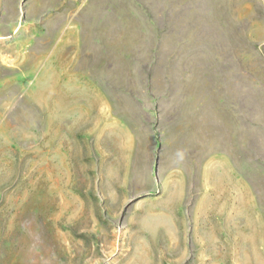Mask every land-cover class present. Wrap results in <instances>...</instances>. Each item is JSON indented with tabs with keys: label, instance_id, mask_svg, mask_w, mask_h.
<instances>
[{
	"label": "rangeland",
	"instance_id": "374dc122",
	"mask_svg": "<svg viewBox=\"0 0 264 264\" xmlns=\"http://www.w3.org/2000/svg\"><path fill=\"white\" fill-rule=\"evenodd\" d=\"M133 3L131 52L132 0H0V264H264L206 153L264 154V91L254 135L223 104L232 60L264 87V0ZM185 58L204 94L177 89Z\"/></svg>",
	"mask_w": 264,
	"mask_h": 264
},
{
	"label": "crops",
	"instance_id": "0c3cea01",
	"mask_svg": "<svg viewBox=\"0 0 264 264\" xmlns=\"http://www.w3.org/2000/svg\"><path fill=\"white\" fill-rule=\"evenodd\" d=\"M135 4L133 3L132 0V5H131V19H130V24H131V39H132V48L131 52L133 49V44H134V31H135ZM211 14V12H210ZM212 17V16H211ZM213 24L214 23V18L212 17ZM217 25H214V28L216 29ZM220 38V37H219ZM218 39V38H217ZM221 40V39H218ZM264 45V40L259 44V46ZM256 46V45H255ZM258 46V45H257ZM261 54V53H260ZM247 54L243 55H238L239 57V62H245L246 63V57ZM263 57L264 54H261ZM264 59V57H263ZM182 62H187V72H190V79L188 83L186 81H182V76L181 80L179 81V86H177V89L179 91H183L188 93V95H197V91L201 89V93L204 92L203 90V85L202 81L199 80V76L201 74H204L203 67L201 68L199 60L196 58H191V59H182L180 60ZM128 62L130 65V68H132V60H131V54L128 56ZM232 65L233 67H229V79L225 81V86H226V95H225V101L223 102L225 109L227 110L226 116L228 118L230 116L234 117V120H237L238 123L240 124L239 121H241L242 128H247L250 129V132L252 135L255 134L256 129L260 126L258 122V111L259 109L257 108V98L259 94H261L264 91V87L262 84H260L259 80L256 78L254 75L253 69H250L251 64H246L240 67V63H237V61L232 60ZM194 63V65H193ZM230 66V65H229ZM246 70L250 74V78H245V81L238 79L236 80L233 76L232 73L239 72L240 70ZM130 72V75L132 76V72ZM162 72V71H161ZM160 73V72H158ZM155 71H153L154 75H158ZM256 74V73H255ZM130 76V77H131ZM243 83H245L243 85ZM231 85V91L235 93V100L234 102L229 101V87ZM199 93V92H198ZM204 94V93H203ZM213 104V105H212ZM220 106L219 101H212L209 104H207L205 111V116L202 117V119L205 118V120H208V115L207 113L209 112V118H212V112H215L218 114V109ZM212 110V111H211ZM211 111V112H210ZM204 115V114H203ZM254 140V139H252ZM213 149H209L206 153L207 155L214 156L222 158L224 164H225V169L222 168V171L225 173V191L230 194V191L232 194L231 198H235L236 195L234 193V189L237 188L235 185V182L233 181H238L239 185L241 187V190L244 192V197H245V206L247 207L248 205V197L252 196L254 199V205L256 208V214L260 217L262 221H264V189L260 187V184L262 183L258 181H263L260 179V174L264 172V154H261V152H255L253 154L247 155L245 158H240L243 163L238 164L240 159H234L233 156L229 155L227 152H225L223 147H216L212 146ZM233 205H237V203H233ZM243 208H240V216L241 220L245 215L248 214L247 210L245 209V214L243 216L242 214Z\"/></svg>",
	"mask_w": 264,
	"mask_h": 264
},
{
	"label": "bare ground",
	"instance_id": "6f19581e",
	"mask_svg": "<svg viewBox=\"0 0 264 264\" xmlns=\"http://www.w3.org/2000/svg\"><path fill=\"white\" fill-rule=\"evenodd\" d=\"M4 56H2V63H5L6 62V59L5 58H3ZM1 62V61H0Z\"/></svg>",
	"mask_w": 264,
	"mask_h": 264
}]
</instances>
